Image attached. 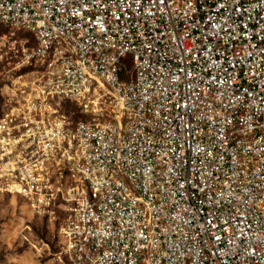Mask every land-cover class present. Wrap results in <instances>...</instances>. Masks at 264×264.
Instances as JSON below:
<instances>
[{
    "label": "built area",
    "instance_id": "built-area-1",
    "mask_svg": "<svg viewBox=\"0 0 264 264\" xmlns=\"http://www.w3.org/2000/svg\"><path fill=\"white\" fill-rule=\"evenodd\" d=\"M32 78L0 191L69 204L65 264H264V0H0ZM103 91L113 122L73 120Z\"/></svg>",
    "mask_w": 264,
    "mask_h": 264
},
{
    "label": "rangeland",
    "instance_id": "rangeland-1",
    "mask_svg": "<svg viewBox=\"0 0 264 264\" xmlns=\"http://www.w3.org/2000/svg\"><path fill=\"white\" fill-rule=\"evenodd\" d=\"M0 25V117L8 97L32 78V68L23 63L25 50L34 46L33 37ZM73 120L107 124L118 108L103 91L92 94L88 109L64 104ZM69 204L57 201L39 209L21 194L0 191V264H65L61 260V228L68 219Z\"/></svg>",
    "mask_w": 264,
    "mask_h": 264
}]
</instances>
